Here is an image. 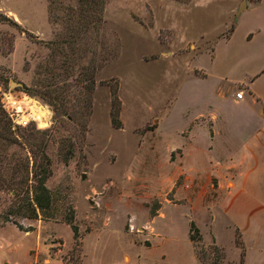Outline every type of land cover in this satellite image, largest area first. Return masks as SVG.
<instances>
[{
	"label": "rangeland",
	"instance_id": "374dc122",
	"mask_svg": "<svg viewBox=\"0 0 264 264\" xmlns=\"http://www.w3.org/2000/svg\"><path fill=\"white\" fill-rule=\"evenodd\" d=\"M248 3L106 0L73 49L74 0H0L19 26L0 23V104L34 118L8 154L42 141L52 196L29 220L24 191L0 190L21 228L0 225V264H240L238 242L264 260V0Z\"/></svg>",
	"mask_w": 264,
	"mask_h": 264
},
{
	"label": "trees",
	"instance_id": "16d2710c",
	"mask_svg": "<svg viewBox=\"0 0 264 264\" xmlns=\"http://www.w3.org/2000/svg\"><path fill=\"white\" fill-rule=\"evenodd\" d=\"M74 1L77 4L76 13L74 9L69 10L72 14L75 13L76 16L71 19V30L66 40V44L72 46L73 49L77 46L78 41L80 42L86 37V34L98 30V27H100V24L103 22L102 13L106 4V0ZM245 1H249V4H254L259 3L261 0ZM4 22L17 25L13 20L0 13V23ZM234 27L235 25L231 27L227 38L233 33ZM91 83H93V80H91ZM24 91L28 93V90ZM31 96L33 97L34 95ZM112 96L115 103L118 104L116 92H114ZM118 116L119 108L116 107L112 117V125L115 128L120 127ZM14 128L16 129L15 124L12 123V120L0 104V190H9L15 194L24 191L25 198L22 200V203L16 207L12 215L23 219L36 220L39 215H44L48 212L52 205V196L49 189L46 187V182L51 175V162L45 151L46 145L42 141L34 146L29 144L26 138H24L25 142L30 146V148H27L29 156L22 158L17 157L16 154H8L13 147H21V145H23L16 139ZM7 157L10 158V160L13 158L14 161L12 163L6 162ZM29 182H31V184H29ZM8 222L12 221L8 218H4L0 225L3 226ZM12 223L17 225L16 222ZM67 225L71 227L73 238L76 239L78 236L77 227L72 224L71 220H67ZM17 228L21 229L19 225H17ZM193 229L196 235H198L197 228L191 224L189 239L191 242H197L198 237H196L195 234H191V230ZM237 245L241 250L240 264H243L245 250L241 242H238ZM198 259L203 261L202 257H198Z\"/></svg>",
	"mask_w": 264,
	"mask_h": 264
},
{
	"label": "built area",
	"instance_id": "2783aa9c",
	"mask_svg": "<svg viewBox=\"0 0 264 264\" xmlns=\"http://www.w3.org/2000/svg\"><path fill=\"white\" fill-rule=\"evenodd\" d=\"M235 99L236 100H243V92H239V93L235 94ZM48 119L49 118H47L46 114L40 115V117H39V121L42 125H46L45 123ZM30 121H34L33 116L32 117L27 116L26 118H23L19 121H15V123L17 126L26 127L30 123Z\"/></svg>",
	"mask_w": 264,
	"mask_h": 264
},
{
	"label": "water",
	"instance_id": "95a60500",
	"mask_svg": "<svg viewBox=\"0 0 264 264\" xmlns=\"http://www.w3.org/2000/svg\"><path fill=\"white\" fill-rule=\"evenodd\" d=\"M246 6H247V4L244 2V3H242L241 8L245 9ZM242 11H243V10L240 9L239 12H238V14H241ZM11 85H12V86L17 85V86L23 87V85H22L21 83L16 84V83L13 82ZM262 114L264 115V109H263V111H262Z\"/></svg>",
	"mask_w": 264,
	"mask_h": 264
},
{
	"label": "crops",
	"instance_id": "0c3cea01",
	"mask_svg": "<svg viewBox=\"0 0 264 264\" xmlns=\"http://www.w3.org/2000/svg\"><path fill=\"white\" fill-rule=\"evenodd\" d=\"M248 4H249V3H248ZM235 100H236V99H235ZM237 101H241V100H237ZM244 264H249V261H248V255H247L246 250H245ZM258 264H264V260H261Z\"/></svg>",
	"mask_w": 264,
	"mask_h": 264
},
{
	"label": "bare ground",
	"instance_id": "6f19581e",
	"mask_svg": "<svg viewBox=\"0 0 264 264\" xmlns=\"http://www.w3.org/2000/svg\"><path fill=\"white\" fill-rule=\"evenodd\" d=\"M42 109L40 108L39 110H38V112L35 110V108H34V112L36 113V114H38V115H43V114H46V116L48 115L47 113H46V110H45V112H42L41 111ZM50 115V114H49ZM48 118V117H47Z\"/></svg>",
	"mask_w": 264,
	"mask_h": 264
}]
</instances>
